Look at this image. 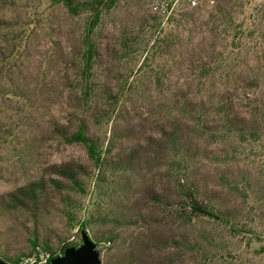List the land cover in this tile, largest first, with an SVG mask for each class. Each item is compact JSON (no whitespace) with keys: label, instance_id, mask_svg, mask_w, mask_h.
Instances as JSON below:
<instances>
[{"label":"rangeland","instance_id":"1","mask_svg":"<svg viewBox=\"0 0 264 264\" xmlns=\"http://www.w3.org/2000/svg\"><path fill=\"white\" fill-rule=\"evenodd\" d=\"M149 1L116 0L115 6L102 14L95 36L101 53L106 55L111 48L120 51L121 58L112 63L116 68L114 94L103 107L109 115L92 130L99 141L94 157L82 145L52 140L49 129L55 116L66 117L73 106L65 90L66 76H72L81 66L80 36L89 15L74 20L65 8L52 7L50 0H19L15 8L6 9L7 16L18 22L13 39L19 47L6 49L4 43L0 50V196L39 180L52 164L79 163L89 177L82 189L71 192L75 207L51 198L47 209L39 214L0 212V259L49 260L43 252H31L36 228L58 254L64 245L79 247L81 234L86 232L97 245L102 264H120L131 239L139 233L148 243L151 224L159 211L150 210L144 203L145 221L137 227H127L124 215L131 202L142 197V176L146 181L156 176L159 182L163 169L157 171L155 167L149 172L142 168L132 173L110 164V159L132 143H143L153 132L155 118H150V99L144 94L150 89L148 85H153L145 77L151 69L175 65L167 58L150 56L149 61L143 60L161 30L176 35L179 16L191 12L182 0L169 16L160 19L150 11ZM251 1L252 8L262 4L260 0ZM204 2L207 5L202 15L213 6L212 0H201V4ZM250 12L247 9V16ZM95 70L99 71L98 65ZM157 96L153 93L152 100L157 102ZM228 137L220 136V141L206 137L202 147L207 151L198 155L193 152L190 168L209 188L221 184L229 208L239 216L238 231L208 218L193 220L186 231L190 244L184 261H178L179 250H171L163 254L162 264H173L169 261L175 259L174 264H264V137L259 141ZM111 232L117 239L110 244Z\"/></svg>","mask_w":264,"mask_h":264},{"label":"trees","instance_id":"2","mask_svg":"<svg viewBox=\"0 0 264 264\" xmlns=\"http://www.w3.org/2000/svg\"><path fill=\"white\" fill-rule=\"evenodd\" d=\"M18 1L0 0V50L4 43L6 49L19 47V42L13 39L18 22L5 12L15 8ZM212 1L213 6L205 15L201 12L206 2L181 14L175 24L176 35L161 30L143 60L149 61L150 56L167 58L175 66L151 69L145 77L153 85H148L150 89L144 92L150 99V118H155L153 132L143 143L137 141L123 148L110 159V164L132 173L142 168L149 172L155 167L157 171L163 169L159 182L156 176L147 181L142 176L145 180L142 197L131 202L124 217L127 227L143 223L144 203L150 210H158L159 215L151 224L148 243L143 241L142 234H137L120 264H162L163 254L168 255L171 250L180 251L178 261L182 263L190 244L187 227L193 220L208 218L238 231L239 216L229 208L221 184L209 188L197 180L190 162L195 156L193 152L198 155L207 151L202 147L206 137L215 141H220L217 140L220 136H239L242 141L246 138L259 141L264 137V0L253 8L251 0ZM116 3V0H50L52 7L65 8L74 20L89 15L80 36L81 66L72 76H66L65 90L73 106L66 117L53 118L50 136L62 144L82 145L92 157L99 150L98 138L92 130L109 115L103 107L114 94L112 80L116 68L112 63L121 58V52L111 48L106 55L101 53L95 36L103 12H109ZM247 9H251L248 16ZM247 22L251 25L247 26ZM61 30L59 25L60 33ZM123 47L128 44L123 43ZM96 65L99 71L95 70ZM101 65L106 66L103 69ZM155 92L157 102L152 100ZM88 175L79 163L52 164L39 180L0 196V212L39 214L47 209L51 198L75 207L71 192L82 189ZM116 239L115 232H111L109 243ZM71 247L78 246L64 245L59 254L55 253L49 240L41 238L38 228L32 232L33 255L43 252L51 261ZM176 260L169 262L174 264ZM19 261L20 258H15L4 262L19 264Z\"/></svg>","mask_w":264,"mask_h":264},{"label":"water","instance_id":"3","mask_svg":"<svg viewBox=\"0 0 264 264\" xmlns=\"http://www.w3.org/2000/svg\"><path fill=\"white\" fill-rule=\"evenodd\" d=\"M82 244L68 248L62 256L52 259L48 264H102L97 245L86 232L81 234ZM0 264H8L0 259Z\"/></svg>","mask_w":264,"mask_h":264},{"label":"built area","instance_id":"4","mask_svg":"<svg viewBox=\"0 0 264 264\" xmlns=\"http://www.w3.org/2000/svg\"><path fill=\"white\" fill-rule=\"evenodd\" d=\"M182 0H150V9L152 13L157 14L162 19L169 16L175 7L180 3ZM185 1L190 7H197L201 4V0H183ZM49 260L39 259L35 257L23 258L19 264H48Z\"/></svg>","mask_w":264,"mask_h":264}]
</instances>
